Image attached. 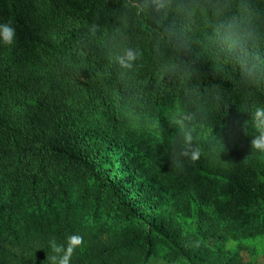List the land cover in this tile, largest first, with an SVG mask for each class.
Here are the masks:
<instances>
[{
    "label": "trees",
    "instance_id": "1",
    "mask_svg": "<svg viewBox=\"0 0 264 264\" xmlns=\"http://www.w3.org/2000/svg\"><path fill=\"white\" fill-rule=\"evenodd\" d=\"M2 24L0 264L258 259L264 0H0Z\"/></svg>",
    "mask_w": 264,
    "mask_h": 264
},
{
    "label": "clouds",
    "instance_id": "2",
    "mask_svg": "<svg viewBox=\"0 0 264 264\" xmlns=\"http://www.w3.org/2000/svg\"><path fill=\"white\" fill-rule=\"evenodd\" d=\"M238 27V25H236L235 23H230L228 25H220L217 28V31H221V29H223L226 33V39H229L232 41L233 44H235L241 37L238 36L236 34L235 29ZM0 39L3 40L4 43L8 44V45H12L15 43V39H16V31L15 28L13 26H11L10 24H2L0 25ZM134 55L132 54H128L125 58L121 59V63L123 64V66L125 67H130V63L128 62L131 59H134ZM180 123H182V121H180ZM256 124L257 127L261 130V136L255 140L254 146H256L260 151H264V108L258 109L257 113H256ZM186 141L190 142L191 141V136L189 134H186ZM186 155L188 153H185ZM199 158V152L198 151H192L191 152V159L192 160H197ZM80 238L78 236H72L70 238V247L68 248V252L71 253L72 251V247L74 245L79 244ZM56 252H61L63 251L62 247L59 246L55 249ZM52 260L54 262V264H68V256L64 255L63 257H57L54 256L52 257Z\"/></svg>",
    "mask_w": 264,
    "mask_h": 264
},
{
    "label": "rangeland",
    "instance_id": "3",
    "mask_svg": "<svg viewBox=\"0 0 264 264\" xmlns=\"http://www.w3.org/2000/svg\"><path fill=\"white\" fill-rule=\"evenodd\" d=\"M259 250L261 252H259L260 255H258V259L251 264H264V247H262V244H258ZM244 258L246 261H249L250 259V255L249 252H243ZM253 257V255H251ZM148 264H166V261L164 259V252H160L157 256H155L154 258H152V260L148 263Z\"/></svg>",
    "mask_w": 264,
    "mask_h": 264
}]
</instances>
